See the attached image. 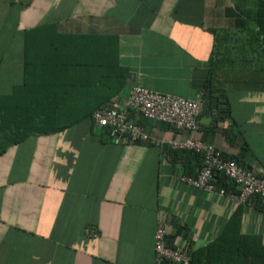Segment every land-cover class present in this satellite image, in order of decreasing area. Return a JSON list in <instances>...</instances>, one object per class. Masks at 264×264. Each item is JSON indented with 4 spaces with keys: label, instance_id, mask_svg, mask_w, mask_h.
Listing matches in <instances>:
<instances>
[{
    "label": "crops",
    "instance_id": "obj_1",
    "mask_svg": "<svg viewBox=\"0 0 264 264\" xmlns=\"http://www.w3.org/2000/svg\"><path fill=\"white\" fill-rule=\"evenodd\" d=\"M261 8L264 0H0V97L23 85L25 31L38 27L30 47L56 36L115 39L126 77L106 105L134 85L195 99L208 79L228 104L215 108L206 97L192 135L144 118L148 141L114 144L82 116L83 105L98 100L83 90L88 79L76 92L73 83L61 100L76 110L59 116L78 122L0 152V264H155L157 227L172 245L196 249L220 234L236 208L241 234L264 244L258 199L240 204L219 195L222 187L208 192L180 182L183 159L170 154L171 142L193 136L264 175V82H245L256 72L264 78V54L245 30ZM87 57L79 70L90 66ZM39 83L31 76L29 85ZM188 169L198 170L192 158Z\"/></svg>",
    "mask_w": 264,
    "mask_h": 264
},
{
    "label": "trees",
    "instance_id": "obj_2",
    "mask_svg": "<svg viewBox=\"0 0 264 264\" xmlns=\"http://www.w3.org/2000/svg\"><path fill=\"white\" fill-rule=\"evenodd\" d=\"M245 26L248 25L240 26L241 30L245 29ZM252 26L254 27L250 26V30L245 29L246 33H250V36L255 38L256 47L260 48L261 54H264V8L256 10ZM49 28L48 26L47 31ZM41 29L37 27L25 31L27 36L23 85L14 89L10 95L0 97V152L8 145L18 143L31 134L55 132L78 122L79 118L60 119L59 116L60 113L76 110L75 107L64 102V98L61 100V97L66 99V95H69L73 83L74 92H76L82 90L80 86H75L76 83L80 85L83 80L88 79L86 81L89 82H85L83 90L95 94L96 99L98 98L96 103L88 107L83 105L82 116L91 121H93L92 112L100 107L112 106L106 105L105 101L118 93L125 84L126 70L117 62L113 37L56 36L54 39L36 41L33 47L28 46V35ZM87 55L84 63L90 66L87 70L81 71L78 65ZM220 63L218 59L217 64ZM31 67L35 70L30 69ZM261 68L264 71V66ZM257 74L258 72L247 77L245 82L248 78L251 84L262 83V80L264 82V78H259ZM31 76L42 83L37 84L36 87L29 85ZM90 81H92L91 84ZM202 91L203 104L208 97L209 100L211 98L215 100V108H218V104L223 109L228 105L223 91L214 85L212 79L205 81ZM18 97L21 99L20 102L17 101ZM2 101L6 102L2 104ZM103 129L108 135V129ZM170 154L183 159L184 174L198 173L202 165L201 153L186 149H171ZM225 157L233 158L239 163L237 157L227 155ZM191 158L198 164L196 173L188 169ZM214 183L225 191L228 189L236 193L238 191L236 184L223 175H215ZM258 201L261 208H264V203L260 199ZM239 222L240 210L236 208L216 238L207 245L192 250L188 264H264V244L261 238L256 235L241 234ZM168 243L172 244L170 237H168Z\"/></svg>",
    "mask_w": 264,
    "mask_h": 264
},
{
    "label": "built area",
    "instance_id": "obj_3",
    "mask_svg": "<svg viewBox=\"0 0 264 264\" xmlns=\"http://www.w3.org/2000/svg\"><path fill=\"white\" fill-rule=\"evenodd\" d=\"M202 94L201 90L195 99H187L134 85L127 96L116 99L114 105L95 109L91 119L98 127L108 129L110 141L114 144L148 141L149 137L140 121L144 118L166 122L176 129L187 130L192 135L199 127L197 118L203 106ZM170 144L173 149L192 150L202 155L198 173L180 174V182L211 192L215 187L214 177L220 174L232 180L238 191L227 192L221 188L219 195H227L240 204H250L254 199H260L264 203V175L261 169L246 168L235 159L223 156L214 146L193 136ZM87 233L97 236L95 231L88 228ZM192 250L169 244L164 228H156L153 235L155 264H188Z\"/></svg>",
    "mask_w": 264,
    "mask_h": 264
},
{
    "label": "rangeland",
    "instance_id": "obj_4",
    "mask_svg": "<svg viewBox=\"0 0 264 264\" xmlns=\"http://www.w3.org/2000/svg\"><path fill=\"white\" fill-rule=\"evenodd\" d=\"M254 58V57H253ZM238 64L240 65L241 64V60H240V58H238Z\"/></svg>",
    "mask_w": 264,
    "mask_h": 264
}]
</instances>
